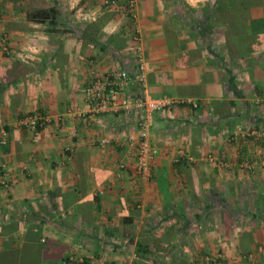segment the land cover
Masks as SVG:
<instances>
[{"label": "crops", "instance_id": "crops-1", "mask_svg": "<svg viewBox=\"0 0 264 264\" xmlns=\"http://www.w3.org/2000/svg\"><path fill=\"white\" fill-rule=\"evenodd\" d=\"M105 1L0 0V264H264V167L242 168L264 142L229 139L264 131V0ZM140 58L150 97L187 101L153 115L149 181L133 119L77 116L91 71Z\"/></svg>", "mask_w": 264, "mask_h": 264}, {"label": "built area", "instance_id": "built-area-1", "mask_svg": "<svg viewBox=\"0 0 264 264\" xmlns=\"http://www.w3.org/2000/svg\"><path fill=\"white\" fill-rule=\"evenodd\" d=\"M114 3V0H106L105 5ZM135 5L134 0H128L127 7L129 12ZM137 40V37H135ZM7 39L2 37L1 48L7 51ZM140 47L136 48L140 53ZM85 110L77 114L78 117L84 118L87 115H103L113 117L122 115L133 119L135 134L126 135L125 143L128 150V157L132 159L133 171L141 181H149L152 171L151 164L158 155L157 149L151 144V130L153 126V115L164 109H171L181 104L187 103L177 98H159L155 99L148 94V79L145 65L142 58L138 60L137 66L132 73L126 70H114L110 72L100 73L97 70L91 71L90 78L83 90ZM191 104L190 102H188ZM196 106V104L194 105ZM43 125V121L37 115H29L19 121V126L35 131ZM0 135L5 136L6 131L0 129ZM251 139L252 141L264 142V131L255 128L239 127L234 133L229 135L231 141L236 139ZM100 145H108V139L99 141ZM0 144H5L2 140ZM183 156L182 154L179 157ZM177 158L176 161H178ZM215 159L210 158L209 162ZM259 165L264 167V153L258 151L255 154L254 162H245L242 168H253ZM126 163H121L120 168H125ZM9 176L4 165L0 161V187L7 189L9 186ZM222 255L206 257L203 259L204 264H222ZM71 258L64 259L61 264H69Z\"/></svg>", "mask_w": 264, "mask_h": 264}, {"label": "trees", "instance_id": "trees-1", "mask_svg": "<svg viewBox=\"0 0 264 264\" xmlns=\"http://www.w3.org/2000/svg\"><path fill=\"white\" fill-rule=\"evenodd\" d=\"M56 9L52 8V9H49L47 11H39L37 12V15H39L40 17L44 16V17H50L52 18L53 16H55L56 14H54ZM3 260L6 261L3 257ZM11 260H7V264L10 263Z\"/></svg>", "mask_w": 264, "mask_h": 264}, {"label": "rangeland", "instance_id": "rangeland-1", "mask_svg": "<svg viewBox=\"0 0 264 264\" xmlns=\"http://www.w3.org/2000/svg\"><path fill=\"white\" fill-rule=\"evenodd\" d=\"M235 130V129H234Z\"/></svg>", "mask_w": 264, "mask_h": 264}]
</instances>
